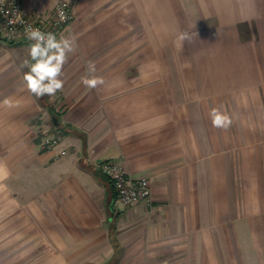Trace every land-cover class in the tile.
<instances>
[{
	"label": "crops",
	"instance_id": "obj_1",
	"mask_svg": "<svg viewBox=\"0 0 264 264\" xmlns=\"http://www.w3.org/2000/svg\"><path fill=\"white\" fill-rule=\"evenodd\" d=\"M20 1L38 19L56 3ZM68 1L54 96L24 85L30 43L0 38V264H264V0ZM105 161L151 199L116 204Z\"/></svg>",
	"mask_w": 264,
	"mask_h": 264
},
{
	"label": "built area",
	"instance_id": "obj_2",
	"mask_svg": "<svg viewBox=\"0 0 264 264\" xmlns=\"http://www.w3.org/2000/svg\"><path fill=\"white\" fill-rule=\"evenodd\" d=\"M63 11L66 20L59 19V13ZM73 19V12L68 0H56L52 13L42 19L30 15L20 0H0V38L5 41L21 38L28 43L25 29L29 26L39 28L42 32H52L59 37V34L67 28ZM60 144V138L46 135L42 141V148L48 151ZM61 151L55 159L65 155ZM96 170L106 177L116 196L115 203L130 206L139 201H148L152 197L151 183L147 178H133L127 169L114 161H105L96 165Z\"/></svg>",
	"mask_w": 264,
	"mask_h": 264
},
{
	"label": "clouds",
	"instance_id": "obj_3",
	"mask_svg": "<svg viewBox=\"0 0 264 264\" xmlns=\"http://www.w3.org/2000/svg\"><path fill=\"white\" fill-rule=\"evenodd\" d=\"M59 19H67L63 11L59 13ZM26 39L31 41L29 45V60L24 61V65L29 71L24 73L23 81L26 89L37 97L44 95L54 96L64 87V80L60 77L68 59V53L74 51V38L57 35L52 32H42L39 28L31 26L25 29ZM177 47L183 48V42L189 40L190 36L186 32H181L177 36ZM188 66V65H186ZM96 66L93 62H88L87 72L95 73ZM81 83L88 89H95L104 85L105 80L101 76L91 75L81 77ZM14 102L11 98L0 101V107H13ZM211 124L215 128L227 129L232 124V118L226 111L220 108H212L208 113ZM3 185H0L2 188Z\"/></svg>",
	"mask_w": 264,
	"mask_h": 264
},
{
	"label": "rangeland",
	"instance_id": "obj_4",
	"mask_svg": "<svg viewBox=\"0 0 264 264\" xmlns=\"http://www.w3.org/2000/svg\"><path fill=\"white\" fill-rule=\"evenodd\" d=\"M56 137H58V136H56Z\"/></svg>",
	"mask_w": 264,
	"mask_h": 264
}]
</instances>
